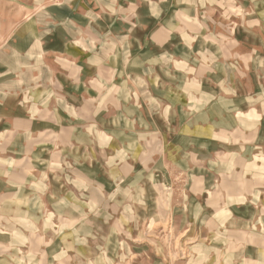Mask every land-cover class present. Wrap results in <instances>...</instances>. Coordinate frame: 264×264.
Segmentation results:
<instances>
[{
  "label": "crops",
  "instance_id": "obj_1",
  "mask_svg": "<svg viewBox=\"0 0 264 264\" xmlns=\"http://www.w3.org/2000/svg\"><path fill=\"white\" fill-rule=\"evenodd\" d=\"M225 1L0 0L27 11L0 72L37 74L0 97V264H116L158 249L142 216L264 264V80Z\"/></svg>",
  "mask_w": 264,
  "mask_h": 264
},
{
  "label": "rangeland",
  "instance_id": "obj_2",
  "mask_svg": "<svg viewBox=\"0 0 264 264\" xmlns=\"http://www.w3.org/2000/svg\"><path fill=\"white\" fill-rule=\"evenodd\" d=\"M228 6L236 7L233 10L235 16L243 18L244 16L249 19V27L252 28L253 34H249L250 37H241L242 39H246L248 44H251L252 51H254V64L255 70L259 71L255 73L256 80H264V0H226L225 1ZM26 12L23 10H11L0 8V19L8 18L9 15L11 18H21ZM1 28V25H0ZM5 36V35H4ZM242 36H246L244 33ZM246 44V41H244ZM227 44L231 45V42H227ZM234 44V43H233ZM6 47V40L0 37V48ZM1 50V49H0ZM6 57L0 56V65L6 64ZM2 67H0L1 70ZM37 74H23V73H15V74H5L0 72V97L5 96L8 91H12L13 88L20 87L24 81H28V77H34ZM10 83V87H8L7 83ZM139 207V206H138ZM177 207V205H176ZM151 205L147 207V212L149 214ZM141 216V215H140ZM149 217H128V225H133L132 223H139L144 225V232L140 239L144 242H154L153 246L158 244V249L156 248H142V250L136 249H114L112 250V254L120 257L121 260H118L116 264H123L125 261L130 259L134 260V253H147L149 254L148 260L150 261L151 255L154 264H246L245 261H242L240 258H232L227 254L228 247L222 246V242L220 240V236L218 237V232L215 231V226H208V228L213 229L211 232L205 233H195V232H184L181 228L179 232H168V231H157L156 228L151 229V224L153 221H149ZM146 221H143V220ZM215 222H211L210 219L201 218H191L187 223L193 225L199 224H207L212 225L214 223H218V219L215 217L212 220ZM148 220V221H147ZM213 220V221H214ZM175 226L183 224L179 218L175 219L173 222ZM186 223V224H187ZM148 226V231L145 232V229ZM176 229V227H175ZM182 230V231H181ZM128 236L127 238H125ZM133 240V234L131 233H120V234H112L111 242L114 240ZM139 239V240H140ZM153 239V241H151ZM158 242V243H156ZM151 243H148L150 245ZM144 246V244L142 245ZM227 247V248H226ZM158 254V257H155ZM156 258V259H154ZM145 259V258H144ZM142 260V259H140ZM147 260V259H145ZM147 260V261H148ZM157 262V263H155ZM114 264V262H111ZM129 264V263H128ZM145 264V263H143ZM147 264H150L148 262Z\"/></svg>",
  "mask_w": 264,
  "mask_h": 264
},
{
  "label": "bare ground",
  "instance_id": "obj_3",
  "mask_svg": "<svg viewBox=\"0 0 264 264\" xmlns=\"http://www.w3.org/2000/svg\"><path fill=\"white\" fill-rule=\"evenodd\" d=\"M259 175V174H258Z\"/></svg>",
  "mask_w": 264,
  "mask_h": 264
}]
</instances>
